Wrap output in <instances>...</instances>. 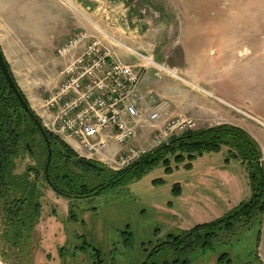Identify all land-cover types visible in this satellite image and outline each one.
<instances>
[{
    "label": "rangeland",
    "instance_id": "obj_1",
    "mask_svg": "<svg viewBox=\"0 0 264 264\" xmlns=\"http://www.w3.org/2000/svg\"><path fill=\"white\" fill-rule=\"evenodd\" d=\"M14 1L0 0V49L38 116L41 99L59 84L58 71L67 60L56 55V48L84 31L113 57L145 65L143 95L156 101L161 119L139 130L133 145L145 144L167 120L183 117L192 120L193 130L235 125L261 149L264 0H57L48 10L29 13L22 11L25 2L16 6ZM223 160L219 152L196 158L190 169L183 166L187 161L159 163L140 178L79 198L58 195L41 181V219L29 255L12 238L1 239L0 250L9 254L7 264H141L148 242L156 244L197 223L186 215L188 197L196 192L214 197L213 206L201 207L211 221L247 201L251 192L244 166ZM33 163L23 153L15 172ZM235 229L213 250L189 255L188 264H223L218 262L222 253L230 259L224 264H259L260 218Z\"/></svg>",
    "mask_w": 264,
    "mask_h": 264
},
{
    "label": "trees",
    "instance_id": "obj_2",
    "mask_svg": "<svg viewBox=\"0 0 264 264\" xmlns=\"http://www.w3.org/2000/svg\"><path fill=\"white\" fill-rule=\"evenodd\" d=\"M47 135L51 145L48 179L44 174L46 144L0 70V232H3L0 240L9 242L12 238L13 245L27 255L32 247L33 232L41 219V181L63 197H87L140 178L159 163L169 164L172 160L182 164L187 161L183 166L190 169L192 161L209 153L221 152L225 163L235 160L244 166L250 197L213 221L198 223L178 234H167L156 244L148 242L149 249L144 247L146 259L141 264H188L189 255L213 250L215 242L221 240L222 235H233L236 226H246L254 218H260L261 222L264 212L262 152L257 142L235 125L222 123L188 130L170 138L128 167L116 171L108 170L97 161L77 156L63 140L50 132ZM26 143H29L31 151L27 150ZM23 153L29 154L34 163L22 172H15L16 161ZM174 189L178 192L180 187ZM0 257L7 263L9 254L0 250ZM154 257L160 258L156 260ZM218 262H230L228 254L222 253Z\"/></svg>",
    "mask_w": 264,
    "mask_h": 264
},
{
    "label": "built area",
    "instance_id": "obj_3",
    "mask_svg": "<svg viewBox=\"0 0 264 264\" xmlns=\"http://www.w3.org/2000/svg\"><path fill=\"white\" fill-rule=\"evenodd\" d=\"M55 53L67 60L58 71L61 81L41 99L39 118L43 127L70 145L77 156L116 171L194 129L190 118L167 120L145 144L133 145L139 130L145 125L154 127L161 119L156 101L144 96L141 89L145 65L113 57L84 31L69 36ZM125 145V150L111 151Z\"/></svg>",
    "mask_w": 264,
    "mask_h": 264
},
{
    "label": "crops",
    "instance_id": "obj_4",
    "mask_svg": "<svg viewBox=\"0 0 264 264\" xmlns=\"http://www.w3.org/2000/svg\"><path fill=\"white\" fill-rule=\"evenodd\" d=\"M23 2H25L24 6H26V7L23 8L22 11L29 13V12H33V11L41 12V11L48 10L49 9L48 7L50 6V4L55 5L57 3V0H15L14 4L17 6L18 4L23 3ZM146 77H147V75H146ZM141 89H142V91H144L143 84H141ZM31 108L33 109L32 106H31ZM260 146H261V149H262L263 169H264V142L263 141L260 142ZM116 149L125 150L126 149V145L123 146V147L122 146H120V147L116 146ZM231 161H233V160H231ZM231 161H229V163ZM229 163H227V165ZM229 184L231 185L230 189H231V191H232V193L234 195V193L236 192V186H233L232 180L229 181ZM249 197H250V194L246 198H249ZM213 201H215L214 197L213 198H211V197L210 198L209 197L208 198H206V197L204 198L203 192L200 193V194L196 192V196L193 195V196L188 197V204L189 205H188V208H187V214L186 215H188L189 217H187V221H188V219H189V221L193 219V220H196V222H197L196 224L211 221L212 219H210L211 218L210 215H208L207 211H204V208H201V207L205 203L209 204L208 206H210V205L213 206L214 205ZM239 202H241V201H239ZM205 207H206V205H205ZM225 208H226V210L228 209V207H225ZM260 223H261V231H260V236L258 238L259 240H258L257 260H258L259 264H264V214L261 217V222ZM181 227L182 228H180V229L184 228L183 225H181Z\"/></svg>",
    "mask_w": 264,
    "mask_h": 264
},
{
    "label": "water",
    "instance_id": "obj_5",
    "mask_svg": "<svg viewBox=\"0 0 264 264\" xmlns=\"http://www.w3.org/2000/svg\"><path fill=\"white\" fill-rule=\"evenodd\" d=\"M0 70L4 76L5 81L7 82L9 88L12 90L13 94L15 95V97L17 98L18 102L20 103L21 107L25 110V112L30 116V118L33 120V122L35 123V125L37 126L45 144L47 147V157H46V163L44 166V174H45V178L48 179L47 177V170H48V165L50 163V159H51V145L48 139V135L47 132L44 130L43 126L41 125L40 121L38 120V118L35 116V114L32 112L30 106L27 104V102L25 101V99L23 98L20 90L18 89L17 85L15 84V81L13 80L6 62L4 60L3 54L1 52L0 49ZM26 147L27 150L31 151L29 144L26 143ZM96 253V257L98 258V254L97 251H95ZM0 264H7L5 263L2 258L0 257Z\"/></svg>",
    "mask_w": 264,
    "mask_h": 264
},
{
    "label": "bare ground",
    "instance_id": "obj_6",
    "mask_svg": "<svg viewBox=\"0 0 264 264\" xmlns=\"http://www.w3.org/2000/svg\"><path fill=\"white\" fill-rule=\"evenodd\" d=\"M148 61V60H147ZM159 67L161 68V66L159 65ZM166 72H168L170 75H172V76H174V77H177V78H180L179 77V75L176 73V72H174V71H172V70H169L168 68H166V67H162Z\"/></svg>",
    "mask_w": 264,
    "mask_h": 264
}]
</instances>
